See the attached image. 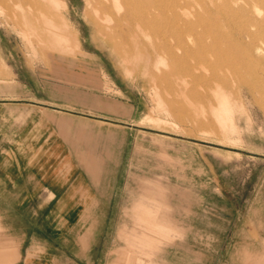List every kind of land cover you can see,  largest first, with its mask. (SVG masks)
Listing matches in <instances>:
<instances>
[{"label": "rangeland", "instance_id": "obj_1", "mask_svg": "<svg viewBox=\"0 0 264 264\" xmlns=\"http://www.w3.org/2000/svg\"><path fill=\"white\" fill-rule=\"evenodd\" d=\"M172 1L150 29L128 0H0L5 129L36 117L39 158L116 192L4 209L15 264L264 263V0Z\"/></svg>", "mask_w": 264, "mask_h": 264}, {"label": "crops", "instance_id": "obj_2", "mask_svg": "<svg viewBox=\"0 0 264 264\" xmlns=\"http://www.w3.org/2000/svg\"><path fill=\"white\" fill-rule=\"evenodd\" d=\"M49 58H52V54L47 55L46 59ZM2 105L0 104V108ZM8 108H11V105ZM12 116L9 114L8 117ZM6 117V114L0 115V217L4 216L2 213L4 209L31 207L32 203H36L39 198L47 201L45 205L53 203V206L56 207L88 209L87 212L84 211L89 217L94 216L96 209L112 206L116 192L102 188L100 174H87L78 167L77 163L74 164L75 162H71L69 158L63 157L60 160L67 161L63 165L70 166L73 163V169L72 166L70 168L67 165L65 173L59 172L60 169L54 164V152L49 153L50 146L45 157H38V121L36 117L32 120L29 116L31 118L27 123L29 131L25 134L23 141L24 132L15 130L17 127L21 128V125L15 124L22 122L17 123L10 118L12 119L9 120L11 128L7 131L5 129ZM13 126H15L14 129ZM7 136L12 138L9 145L5 144ZM49 138L50 136L47 135L45 140ZM25 143H28V146H25ZM75 213L73 211L71 214ZM143 216L142 212L141 220ZM95 221L93 219V222ZM17 259L18 256L15 253L8 257L0 253L1 263L15 264ZM132 260L126 258L123 264H131Z\"/></svg>", "mask_w": 264, "mask_h": 264}, {"label": "bare ground", "instance_id": "obj_3", "mask_svg": "<svg viewBox=\"0 0 264 264\" xmlns=\"http://www.w3.org/2000/svg\"><path fill=\"white\" fill-rule=\"evenodd\" d=\"M104 1H106V0H104ZM117 1V0H116ZM163 1L164 0H152V5H151V7L150 6H148V0H128V4H129V7H130V9L134 12V13H138L139 12V10L140 9H142V8H145V12L144 13H146L147 14V16L148 17H150L151 18V22H150V24H149V28L150 29H155V28H157V27H160L161 26V24H162V16H163V11L164 10H166V9H164V7H163ZM175 1L176 0H174V2L173 3H175ZM181 1V0H180ZM183 2H184V0H182ZM178 3V2H177ZM177 3L176 4H174L173 6H175V5H177ZM179 4H180V2H179ZM178 4V5H179ZM182 4V3H181ZM128 6V5H127ZM148 7H150L149 9H148ZM178 7V6H177ZM183 7V6H182ZM179 8V7H178ZM184 8H186L185 6H184ZM176 9V8H175ZM177 11H179V10H177ZM145 14V15H146ZM188 15V14H187ZM177 16H179L180 17V15H177ZM144 17V16H143ZM189 17V16H188ZM180 19V18H179ZM185 19H186V17H185ZM183 20V19H182ZM146 21V20H145ZM179 21V20H178ZM164 23V22H163ZM194 25H196L195 23H193ZM193 24H192V26H193ZM197 26H199V24H197ZM200 27V26H199ZM195 28V27H194ZM188 29V28H187ZM149 31V30H148ZM188 31V30H187ZM183 32V31H182ZM195 32V31H194ZM193 32V33H194ZM121 33V32H120ZM185 33V32H184ZM180 34V33H179ZM196 34H197V32H196ZM198 35V34H197ZM205 35V34H204ZM181 36V35H180ZM119 37V36H118ZM179 37V36H178ZM185 37V36H184ZM193 37V36H192ZM204 37H206V36H204ZM204 37H203V39H204ZM183 38V37H182ZM196 38H197V36H196ZM256 38V37H255ZM179 39V38H178ZM207 39H208V37H207ZM189 40V39H188ZM197 40V39H196ZM185 41H186V39H185ZM191 41V40H190ZM193 41H195V40H193ZM198 41V40H197ZM203 41V40H202ZM181 42V41H180ZM201 42V41H200ZM183 43V42H182ZM182 43H180V44H182ZM205 43V42H204ZM189 44V43H188ZM196 44V43H195ZM200 44V43H199ZM202 44V43H201ZM206 44V43H205ZM204 44V45H205ZM209 45V44H208ZM178 46V45H177ZM181 46V45H180ZM195 46V45H194ZM204 47V46H203ZM203 47H202V49L201 50H203ZM179 48V47H178ZM177 48V49H178ZM191 48V47H190ZM180 51H181V49H179ZM183 50V49H182ZM193 50H196V49H194L193 48ZM204 50H206L205 48H204ZM187 51V53L189 52L188 50H186ZM200 51V50H199ZM183 52V51H182ZM181 52V53H182ZM193 52V51H192ZM181 53H179V54H181ZM210 53H211V51H210ZM186 54V53H185ZM193 55V54H192ZM178 56V55H177ZM176 56V57H177ZM175 57V56H174ZM183 57V56H182ZM194 57V56H193ZM206 58V57H205ZM204 58V59H205ZM173 59H175V58H173ZM198 60V59H197ZM202 60V59H201ZM201 60H200V62H201ZM208 60V59H207ZM202 62H206V60H202Z\"/></svg>", "mask_w": 264, "mask_h": 264}]
</instances>
